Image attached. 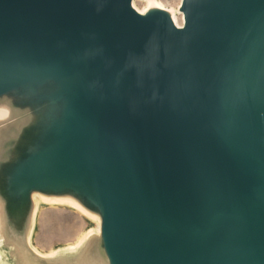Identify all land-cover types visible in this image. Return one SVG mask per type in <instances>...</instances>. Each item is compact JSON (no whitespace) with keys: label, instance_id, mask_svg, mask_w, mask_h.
I'll return each mask as SVG.
<instances>
[{"label":"water","instance_id":"1","mask_svg":"<svg viewBox=\"0 0 264 264\" xmlns=\"http://www.w3.org/2000/svg\"><path fill=\"white\" fill-rule=\"evenodd\" d=\"M132 1L0 0V112L47 126L0 169L10 264H51L38 193L101 211L86 264H264V0H181V27ZM71 76L52 148L44 92Z\"/></svg>","mask_w":264,"mask_h":264},{"label":"rangeland","instance_id":"2","mask_svg":"<svg viewBox=\"0 0 264 264\" xmlns=\"http://www.w3.org/2000/svg\"><path fill=\"white\" fill-rule=\"evenodd\" d=\"M137 7L142 9L146 3L142 0H134ZM133 1V3H134ZM166 7L174 8L177 12L180 0H159ZM179 14V13H178ZM180 19V18H179ZM1 104V103H0ZM5 104L4 102L1 104ZM43 106V105H41ZM41 106L30 109L23 107L22 111L15 112L11 108L0 114V169L12 158L18 155L23 157L35 147L34 142L27 144L30 138H35L47 127L45 122L31 132H27L30 122L28 118L38 114ZM32 120V119H31ZM38 133V134H37ZM31 144V145H30ZM33 146V147H32ZM23 147V148H22ZM16 150L17 154H13ZM26 154V153H25ZM15 155V156H14ZM32 231L30 234V246L39 256L47 259L51 264H86L84 255V243L80 249L68 251L76 240L85 233L95 234L97 232V217L85 216L78 210L67 204H47L39 198H34V217ZM0 237V264H10L9 251ZM52 260V261H51Z\"/></svg>","mask_w":264,"mask_h":264},{"label":"bare ground","instance_id":"3","mask_svg":"<svg viewBox=\"0 0 264 264\" xmlns=\"http://www.w3.org/2000/svg\"><path fill=\"white\" fill-rule=\"evenodd\" d=\"M134 1V0H133ZM132 1V7L140 14L145 15L153 11H160L165 13L171 21L177 26L181 27L183 24V16L182 13L179 11V6L177 8V12L175 11L174 8L171 7H166L163 3H161L159 0H142L143 2L146 3V6H143L142 9L138 8L135 1L133 3ZM140 1V0H136ZM181 2V0H180ZM180 5V3H179ZM179 13V14H178ZM180 18V19H179ZM77 81L76 76H71L67 78H62L58 80H52L51 84H49V88L47 92H44L46 95V98H49V102L51 105H53L52 108V118H51V133H50V138L48 140V145L51 146L52 148L56 146L57 144V136L59 130L63 126V115H64V110L65 106L68 101L67 95V87L72 84H75ZM1 114V112H0ZM35 198L41 199L43 202L47 204H67L71 206L72 208L78 210L81 212L83 215L90 216L88 209L86 208L85 205H83L82 202H80L77 199L74 200H67L63 199L61 196L55 195L51 196L50 198H47L46 195L43 193H38L35 195ZM101 211L98 212V218H97V232L100 233L101 231ZM89 233H85L81 235L75 242L73 246L68 247L69 250H74L77 248L88 236Z\"/></svg>","mask_w":264,"mask_h":264}]
</instances>
